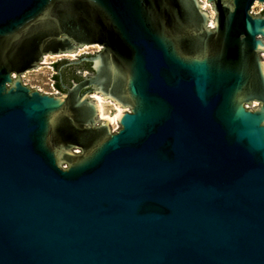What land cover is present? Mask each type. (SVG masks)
Instances as JSON below:
<instances>
[{"label":"water","instance_id":"water-1","mask_svg":"<svg viewBox=\"0 0 264 264\" xmlns=\"http://www.w3.org/2000/svg\"><path fill=\"white\" fill-rule=\"evenodd\" d=\"M208 2L0 0V264H264V0Z\"/></svg>","mask_w":264,"mask_h":264},{"label":"rangeland","instance_id":"rangeland-1","mask_svg":"<svg viewBox=\"0 0 264 264\" xmlns=\"http://www.w3.org/2000/svg\"><path fill=\"white\" fill-rule=\"evenodd\" d=\"M201 3V0H199ZM205 4H208V9H204L203 7H205V4H202V8L204 11H206L209 15H213L215 17V12H214V7L213 4L208 2V0H204ZM264 11V6L258 5L257 10H256V15H260L262 14V12ZM214 19L211 18V22L212 23ZM101 49V47H98L92 51H87L85 49L81 50L80 56L79 57H75V58H64V59H52V60H47L46 63L44 64L42 70L40 71L39 74L37 73H25L22 76H20V80L22 81V83L24 85H26L27 87H29L31 90H38L41 93H47V94H52V93H56L57 90L54 88L55 85V75L57 72V69L54 68L53 64L54 63H62V62H66V61H78V59H80V57H83L85 54H95L97 53L99 50ZM264 59V58H263ZM77 73H81L82 75H89L88 71H83V70H79ZM100 97V96H99ZM102 98V97H101ZM104 100V102L109 103L106 104L104 106V112L106 115L108 116H114L117 111H116V107L121 108L123 110V108L118 105V103H111L108 100L102 98ZM95 103L99 105L98 101L95 100ZM130 113H132V111H129ZM113 125L110 123V128ZM115 128L117 129V131L119 129H121V126L119 124V121L117 122L116 125H114Z\"/></svg>","mask_w":264,"mask_h":264},{"label":"flooded vegetation","instance_id":"flooded-vegetation-1","mask_svg":"<svg viewBox=\"0 0 264 264\" xmlns=\"http://www.w3.org/2000/svg\"><path fill=\"white\" fill-rule=\"evenodd\" d=\"M264 12V11H263ZM263 12H262V14H260V15H253L254 17H261L262 15H263ZM250 14H251V12H250ZM216 15H215V17H214V20H213V23H214V21H215V19H216ZM210 22H211V19H210V21H209V23H208V28H210L211 30H215L216 29V26H215V24H213V26H211V24H210ZM92 46V45H91ZM99 46V45H98ZM86 47V46H85ZM101 47V46H100ZM104 50V47H101V49L97 52V53H95V54H85L84 56H93V55H96V54H98V53H100V52H102ZM262 54H264V53H261L260 55H261V57H262ZM82 57H80V59H81ZM80 59H78V60H80ZM262 59H263V57H262ZM43 61V60H42ZM41 61V62H42ZM71 62H74V61H64V62H62V63H59V64H57V63H54L53 64V66H54V68H56L57 69V72H56V75H55V85H54V88L57 90V92L56 93H52V94H49V95H56V96H58V95H64L65 93H66V89H64V87H72L73 86V84L75 83V82H79V81H81L82 79H84V78H86V77H89V76H91L93 73H94V71H93V69H92V63H87V62H82L81 64H79V65H71L70 63ZM77 68H80L81 70H83V71H88L89 72V75H82L81 73H76L75 72V69H77ZM60 84L61 85V87H62V90H59L58 88H57V84ZM90 89V88H89ZM89 89H87V90H83L82 92H81V95L83 94V93H85L86 91H89ZM44 94H47V93H44ZM93 93H91L90 95H89V98L90 99H93ZM94 100V99H93ZM253 103L255 104V103H257V106H255V105H253ZM252 103V105H253V107L252 108H249V107H247V105L248 104H245V108L246 109H255V108H257V107H260L262 104L261 103H259V102H253ZM98 117H99V113H98V115H97V117H96V119H98ZM103 121V119L100 121V122H102ZM99 125H101V123L100 124H97L96 125V127L97 126H99ZM78 153H81V151H79Z\"/></svg>","mask_w":264,"mask_h":264},{"label":"bare ground","instance_id":"bare-ground-1","mask_svg":"<svg viewBox=\"0 0 264 264\" xmlns=\"http://www.w3.org/2000/svg\"><path fill=\"white\" fill-rule=\"evenodd\" d=\"M201 3L202 4H205V1L204 0H201ZM208 4H205V7H203L205 10L206 9H208ZM211 17L210 18H212V19H214V16L213 15H210ZM213 21H212V23H211V26H213ZM95 100H97L98 101V103H99V105H101V109H102V112H103V116H102V119H103V121H108L109 123H111L112 125H116L117 124V122L121 119V117H122V115L124 114V113H126L124 110H122L121 108H117L116 107V111H117V113L114 115V116H108V115H106L105 114V112H104V106L106 105V104H109V103H106V102H104V100L101 98V97H99V96H97L96 98H95Z\"/></svg>","mask_w":264,"mask_h":264},{"label":"trees","instance_id":"trees-1","mask_svg":"<svg viewBox=\"0 0 264 264\" xmlns=\"http://www.w3.org/2000/svg\"><path fill=\"white\" fill-rule=\"evenodd\" d=\"M57 88L59 89V90H62V87H61V85L58 83L57 84Z\"/></svg>","mask_w":264,"mask_h":264}]
</instances>
